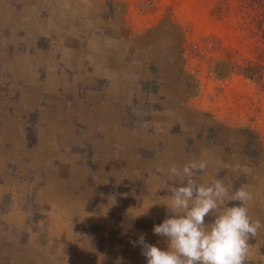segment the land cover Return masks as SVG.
<instances>
[{"label":"rangeland","instance_id":"374dc122","mask_svg":"<svg viewBox=\"0 0 264 264\" xmlns=\"http://www.w3.org/2000/svg\"><path fill=\"white\" fill-rule=\"evenodd\" d=\"M191 160L264 223V0H0V264H146Z\"/></svg>","mask_w":264,"mask_h":264},{"label":"clouds","instance_id":"9594fccd","mask_svg":"<svg viewBox=\"0 0 264 264\" xmlns=\"http://www.w3.org/2000/svg\"><path fill=\"white\" fill-rule=\"evenodd\" d=\"M206 168V161L191 160L167 169L170 178L182 179V186L165 197L170 218L153 228L166 238L167 250L146 243L143 235L133 242L142 248L146 264H249V241L264 228L249 215L246 205L253 195L246 186L230 194L219 179L197 183L194 177ZM228 201L240 203L229 206Z\"/></svg>","mask_w":264,"mask_h":264},{"label":"trees","instance_id":"16d2710c","mask_svg":"<svg viewBox=\"0 0 264 264\" xmlns=\"http://www.w3.org/2000/svg\"><path fill=\"white\" fill-rule=\"evenodd\" d=\"M151 85H152V88H153L152 90L156 91L157 90V84L152 82Z\"/></svg>","mask_w":264,"mask_h":264}]
</instances>
